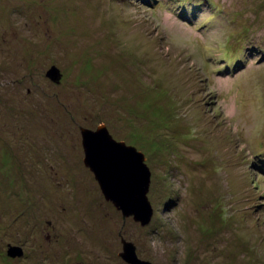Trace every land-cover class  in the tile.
<instances>
[{
    "label": "rangeland",
    "instance_id": "1",
    "mask_svg": "<svg viewBox=\"0 0 264 264\" xmlns=\"http://www.w3.org/2000/svg\"><path fill=\"white\" fill-rule=\"evenodd\" d=\"M100 124L144 154L146 225L83 164ZM122 239L264 264V0H0V264H129Z\"/></svg>",
    "mask_w": 264,
    "mask_h": 264
},
{
    "label": "water",
    "instance_id": "2",
    "mask_svg": "<svg viewBox=\"0 0 264 264\" xmlns=\"http://www.w3.org/2000/svg\"><path fill=\"white\" fill-rule=\"evenodd\" d=\"M46 76L57 82L59 70L52 65ZM83 164L92 172L103 198L124 217L131 216L140 225L151 220L153 207L148 199L150 169L144 154L135 146L112 137L104 124L95 129L80 127ZM9 257H20L22 247L8 245ZM120 256L129 264H153L141 259L132 242L122 239Z\"/></svg>",
    "mask_w": 264,
    "mask_h": 264
}]
</instances>
